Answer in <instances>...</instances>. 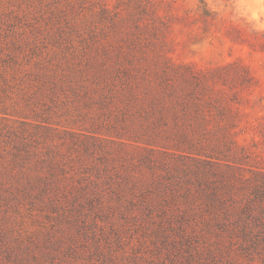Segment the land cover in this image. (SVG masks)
Masks as SVG:
<instances>
[{
    "label": "rangeland",
    "instance_id": "374dc122",
    "mask_svg": "<svg viewBox=\"0 0 264 264\" xmlns=\"http://www.w3.org/2000/svg\"><path fill=\"white\" fill-rule=\"evenodd\" d=\"M0 73V264H264V0H0Z\"/></svg>",
    "mask_w": 264,
    "mask_h": 264
},
{
    "label": "trees",
    "instance_id": "16d2710c",
    "mask_svg": "<svg viewBox=\"0 0 264 264\" xmlns=\"http://www.w3.org/2000/svg\"><path fill=\"white\" fill-rule=\"evenodd\" d=\"M0 74H2V73H0ZM0 101H2V100H0ZM1 103H3V102H1ZM3 105H5V104H2V106H0L1 107L0 108L1 109L0 110V127H1L2 130H5L8 127V122L12 118L9 115V113L7 112L5 106H3ZM0 134H1V132H0Z\"/></svg>",
    "mask_w": 264,
    "mask_h": 264
}]
</instances>
